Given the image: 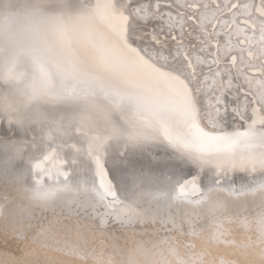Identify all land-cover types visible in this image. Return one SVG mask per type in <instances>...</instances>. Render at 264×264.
I'll list each match as a JSON object with an SVG mask.
<instances>
[{"label":"snow or ice","instance_id":"obj_1","mask_svg":"<svg viewBox=\"0 0 264 264\" xmlns=\"http://www.w3.org/2000/svg\"><path fill=\"white\" fill-rule=\"evenodd\" d=\"M0 247L264 264V0L0 8Z\"/></svg>","mask_w":264,"mask_h":264},{"label":"bare ground","instance_id":"obj_2","mask_svg":"<svg viewBox=\"0 0 264 264\" xmlns=\"http://www.w3.org/2000/svg\"><path fill=\"white\" fill-rule=\"evenodd\" d=\"M15 0H0V8L4 7L6 4L9 3H14ZM173 2H175V0H173ZM221 2L223 3L224 0H221ZM193 43L195 42L194 40L192 41ZM163 235V233H161ZM105 243H109L108 241H105ZM97 249L100 248V243L99 240L97 241ZM8 255H22V253H8ZM6 250L2 247H0V264H4V261L6 260Z\"/></svg>","mask_w":264,"mask_h":264},{"label":"clouds","instance_id":"obj_3","mask_svg":"<svg viewBox=\"0 0 264 264\" xmlns=\"http://www.w3.org/2000/svg\"><path fill=\"white\" fill-rule=\"evenodd\" d=\"M124 264H146V262L142 259L136 260V261H132V262H124Z\"/></svg>","mask_w":264,"mask_h":264}]
</instances>
